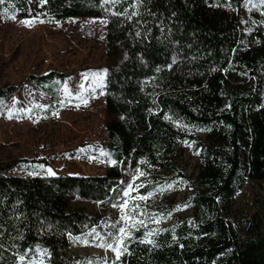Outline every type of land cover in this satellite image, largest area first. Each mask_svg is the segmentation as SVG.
<instances>
[{"label": "trees", "instance_id": "1", "mask_svg": "<svg viewBox=\"0 0 264 264\" xmlns=\"http://www.w3.org/2000/svg\"><path fill=\"white\" fill-rule=\"evenodd\" d=\"M243 1L0 4L5 17L102 15L106 53L119 58L105 74L104 147L113 161L103 174H7L16 160L0 161V264H14L25 253L31 259L40 253L44 264H70L72 239L99 220L71 199L91 198L107 209L132 175L141 193L179 180L191 189L193 210L166 224H155L145 211L132 214L130 239L110 264H264L259 214L242 230L229 218L233 196L247 179L264 186V12L245 30L235 14ZM66 75L49 70L24 78L55 97V80ZM18 85L0 86V95ZM192 128L208 130L206 138ZM185 141L198 151L194 177L178 163Z\"/></svg>", "mask_w": 264, "mask_h": 264}, {"label": "rangeland", "instance_id": "2", "mask_svg": "<svg viewBox=\"0 0 264 264\" xmlns=\"http://www.w3.org/2000/svg\"><path fill=\"white\" fill-rule=\"evenodd\" d=\"M228 11L234 13L231 8ZM263 12L261 0H244L235 14L241 27L249 30L261 21ZM25 20L34 22L22 23ZM105 35L106 18L102 15L63 19L0 16V86L19 83L12 92L0 95V161L16 160L7 174L45 175L48 169L53 173L103 174L108 162L113 161L104 147L108 120L104 82L106 72L119 58L106 53ZM49 70L67 73L55 80V97L24 78ZM192 132L205 139L208 130L192 128ZM197 162L193 142L185 141L179 165L194 177ZM134 177L123 190L129 195L125 197L122 192L107 209L91 198L71 199L73 207L83 208L99 220L72 239L67 248L70 264H110L115 252L99 245L110 243L109 236L118 233L114 225L127 227L133 208L137 213L145 211L155 224L192 213L187 202L191 189L179 180L141 193ZM124 200L128 201L125 208L114 207ZM253 213L259 214L264 231L263 182L247 179L233 196L229 218L242 230Z\"/></svg>", "mask_w": 264, "mask_h": 264}, {"label": "snow or ice", "instance_id": "3", "mask_svg": "<svg viewBox=\"0 0 264 264\" xmlns=\"http://www.w3.org/2000/svg\"><path fill=\"white\" fill-rule=\"evenodd\" d=\"M5 2V0H0V4H3ZM101 5L102 6H106L111 4L112 7L114 8L117 4L125 2V0H100ZM261 3L264 4V0H261ZM7 11V10H5ZM14 18V17H13ZM34 21H22V23L28 24L30 25L31 23H33ZM49 175H53V171L51 169L47 170ZM140 176H143L144 173H139ZM134 180L136 179V177L133 178ZM132 188V184H129V189ZM129 195V191H124L123 192V196L127 197ZM141 199H144V197H141ZM128 204L127 200H124L122 203L114 205V207H120V208H125ZM132 214L136 215L137 211L136 208H133L132 210ZM122 220L124 219V217L121 218ZM154 219V217H153ZM142 223V221L140 222ZM114 227L118 228V233L112 234L109 236V240L111 241L109 242H105V244L103 245H99V246H103L106 247L109 250H112L115 252L116 254V259L118 260L120 258L121 253L124 251V246H125V241L127 239H130V234L129 232L126 231L125 227H120L119 224L114 225ZM147 235H152V233H148ZM150 242V241H148ZM30 252L32 250H29ZM37 256V260H32L31 257L28 255V253H25L23 255H20L18 257V264H42V261L39 260L40 257V253H36L35 254Z\"/></svg>", "mask_w": 264, "mask_h": 264}]
</instances>
